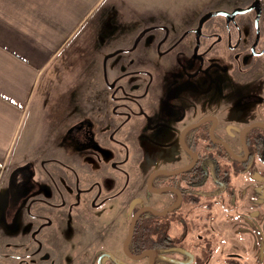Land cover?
I'll return each instance as SVG.
<instances>
[{"label":"flooded vegetation","instance_id":"af4514ba","mask_svg":"<svg viewBox=\"0 0 264 264\" xmlns=\"http://www.w3.org/2000/svg\"><path fill=\"white\" fill-rule=\"evenodd\" d=\"M228 6H221L207 13L214 11L233 13L238 8L253 7V9L234 16L230 21L226 16L215 15L200 24L201 18L207 14L205 13L195 22L181 23L176 33L167 28L168 23L165 20H160L158 17H153V20L142 18L153 24L141 25V29L133 32L129 45L126 44L109 55L107 54L108 60L113 58L114 64L119 59L121 60L120 74L111 71L112 78L110 72L105 77L110 92L109 109L107 110L110 120L103 126L100 121L95 123L81 121L69 128L66 135L76 142V146L82 147V150L69 152L68 143L70 141L63 142L62 140L66 151L72 156H68L67 153L65 156L66 160H72V166L62 162L64 170L72 169V183L70 184L68 176L66 179L64 174L61 180L64 191L61 190L59 193L61 203L58 206H64L69 201L66 200V194L69 199L71 196L74 197L70 205L75 207L81 199L80 194L93 191L95 194L91 198V203L97 204L96 202L99 201L98 204L109 205L107 204L109 195L105 193L102 197L111 184V175L109 176L108 172L117 166V154L121 155L125 152L130 154L129 137L134 136L138 140L136 142L142 146L148 143L154 147L157 144L155 135L161 126L172 127L189 118L195 120L186 125L181 132L192 124L202 120L204 122L189 130L184 136L186 146L196 154V159L181 146L185 155L190 158V161L181 167L191 165L195 161L194 166L185 171L188 172L185 182L182 183L185 190L178 188L174 183V180L184 172L176 175L158 174L152 181L153 188L169 186L178 189L182 194L179 207L165 216H157L150 211L144 212L146 216L143 217L142 214V218L141 216L138 218L133 237L137 234L138 236L144 234L145 221H149L152 214L157 217L168 215L171 217L183 205L195 206L199 202L206 203L209 209L217 205L219 200L222 201L223 197L227 198L228 205L235 206L238 196L234 189V180L239 176H246L249 182L254 172L260 171L264 174V0H248L245 5L232 8ZM217 16L223 17L224 22H210ZM246 16H248L245 18L247 21L237 20L238 17ZM188 35L191 40L185 42ZM136 36L137 39H134ZM147 49H151L153 54L150 56L145 54ZM213 111H217V114ZM247 112L250 116H247L248 119L245 117ZM241 119H246L248 122L237 134L241 148V151H237L220 131L225 130L228 137L233 138L234 127L240 123L238 121ZM114 124L117 126L114 127ZM250 126L251 128L244 133L245 144L249 152L247 156L241 134L245 128ZM211 133L215 141L212 140ZM100 134H105V136L100 138ZM220 142L228 144L232 153L244 161L234 158ZM86 144L94 146L90 145L91 149H85ZM112 144L118 148V151L111 146ZM87 153H89V159L99 162L97 169H94L93 163L85 160ZM145 153L148 155L149 150L143 151L142 159ZM107 155L111 157L106 159ZM122 159L125 161L127 157L123 155ZM82 166H89L94 172L90 175L89 183L80 172ZM241 167H243V173H241ZM178 168L158 170L172 171ZM36 173L37 168L32 164L11 169L7 174L6 190L0 193V196L5 198L1 225L14 228L13 231H16V234L23 232L18 225L22 221H19L22 210L29 212V218H31V221H26L24 228L30 226L33 234L42 232L41 225L35 226L34 220L38 219V216L32 214V209L41 202L37 198L41 189L45 196H51V192L46 185L40 184ZM251 182L254 183L251 180L249 184ZM65 183L71 190L65 187ZM260 183L264 185V180L261 179ZM83 184L85 187L82 186ZM155 194L174 198L165 209L173 206L179 199L178 194L173 191ZM207 202L211 204L207 206ZM48 203V201H43V204ZM143 206L149 205H142L138 209ZM6 210H13L16 215L11 222L6 218V213H4ZM137 210L133 212V215ZM234 221L232 229L230 226H224L220 230L212 225L210 233L216 235L219 232L223 238L225 233L235 236L238 225ZM139 226L142 231H138ZM155 227L158 229L159 221ZM205 229L208 230L206 227ZM157 233L159 234V230ZM199 238L203 240L204 235L200 234ZM202 248L205 247L202 246ZM145 250L154 252V261L159 256L158 251L150 248L142 250L139 254ZM162 251L167 252L160 253ZM162 251L159 253L168 260L174 259L188 263L191 259L190 254L194 258L191 264L197 260L195 254L180 243ZM175 254L184 256L185 260L167 256ZM145 258L148 257L135 261H142ZM111 264L115 263L111 261Z\"/></svg>","mask_w":264,"mask_h":264},{"label":"rangeland","instance_id":"374dc122","mask_svg":"<svg viewBox=\"0 0 264 264\" xmlns=\"http://www.w3.org/2000/svg\"><path fill=\"white\" fill-rule=\"evenodd\" d=\"M64 1L66 4L69 3L67 0ZM96 1L73 0V10L75 9L77 15L82 12L84 16L81 24L73 31L67 41L61 54V61L67 60L72 49L75 51L76 61L70 64L69 62H64L63 66L65 69L63 71L65 73L67 71L78 73L80 81L76 79L78 84L74 85L75 81L71 83L69 82L71 79H65L59 84L60 91L56 97L59 102L68 103L69 108H71L73 102L81 104L83 101L82 98L79 101L78 95H81L86 90L85 88H88V81L85 80L84 73L89 75L92 73L94 75L95 89L99 92L100 87L104 84V75H107L109 72L111 73V71H115L118 74L121 66L119 58V61L115 64L113 58H110L106 63L104 61L91 62V60L83 58V52H81L83 43H86V38L89 32H92V26L95 23V10L92 13L87 12V10H90V6ZM232 1L212 0L211 4L213 3L216 7L229 5L228 7L232 8L233 6H230ZM192 2L194 0H101L103 5H111L112 10L107 15V20H102L101 30L98 32L100 34L96 38L98 44L113 47L117 45H129L135 30L141 29V25L148 26V24H153V22L142 20V18L153 20V17H158L160 20H165L168 23L167 28L176 33L181 23L195 22L200 17L191 16L190 21H187L180 19L179 14H176L179 10H184V7H190ZM245 18H248V16L238 17L237 20L247 21ZM210 22L217 23L224 22V20L223 17L217 16L212 18ZM93 37L95 38V35ZM134 39H137V36ZM189 40H191V37L188 35L184 41ZM150 52L152 53L151 49L145 50V54L149 55ZM103 54V57L107 56L106 53ZM69 67H72V69H68ZM49 71H51V68ZM72 85L74 86V92L68 91V87L73 89ZM213 113L217 114V111H213ZM218 113L221 114V112ZM247 116H249L248 112L245 117L247 118ZM65 117L62 118L61 124L59 122L55 124L59 128V134L67 129ZM194 120V118H189L172 127L161 126L155 135L157 144L154 147L148 143L142 146L137 143L138 140L134 136L129 137L130 154L129 152L121 155L117 154V166L108 172L109 176L111 174V184L107 191L102 194V197L105 193L109 195L107 203L109 205L98 204L99 201L96 202L97 204L91 203V198L95 194L93 191L91 193L83 192L80 194L82 195V200L79 199L81 202L79 201V204L75 208L73 205H70L74 197L71 196L69 199V196L66 194V200L69 201L62 206L58 216H53L52 222L49 225L43 224L46 225V229H43L41 233H31L30 226L25 229L26 218L18 224L19 229L23 232L16 234V231L6 230L7 233H10L6 236L12 240L9 243L10 251L2 250L0 252V264H98V258L103 253L112 254L121 264H149L148 258L142 261H135L125 253L124 242L129 232L131 218L133 212L142 205H149L161 211L174 199L170 196L153 193L147 187L146 181L153 171L162 168H178L190 161V158L185 155L181 148L180 132ZM238 122L240 123L234 127L235 135L233 138H229L225 130H221L220 132L237 151H241L237 134L247 124L248 120L241 119ZM70 138L69 135H66L64 138L59 137L57 142L61 145L62 140L63 142L69 140V152L82 150V147L76 146V142ZM56 140H51L50 143H55ZM65 144L67 145V143ZM90 145L86 144L85 149H91ZM91 146L93 147L94 145ZM145 148L149 150V154L145 153L146 155L142 159L143 151L146 150ZM66 153L72 157L71 153L69 154L67 151ZM123 155L127 157L125 161L122 159ZM107 156L106 159L111 157L110 155ZM85 160L93 163L94 169L99 167V162L89 159V153L85 154ZM64 162L70 164V166L73 165L72 160L64 159ZM60 165L63 167L62 163ZM82 168L85 167L82 166ZM71 170H64L66 179L68 176L70 184L72 183ZM243 172V167H241V173ZM37 176V178H40L39 173ZM263 177V172H254L251 176V180L254 183L251 182V184H249L251 180L248 182L246 176H244L245 179L242 177L244 183H246L245 189L239 184L240 179L234 180V189L238 196L235 206L228 205L227 198L223 197L222 201L219 200L217 205H213L209 209L204 202H199L195 206L183 205L178 212L170 217L167 231L176 240H181L179 243L183 247L190 249L195 254L197 260L193 264H254L256 261L254 238H257L259 231L258 227L252 223V209H249V206H254L255 203L264 204V185L260 183L261 179L264 180ZM82 186L85 187L84 184ZM65 187L68 189L67 183H65ZM80 195L76 196L79 198ZM0 201L3 206L5 198L1 197ZM207 204L209 206L211 202H207ZM22 211L25 212L24 210ZM34 212L42 214L46 213V209H40L39 207ZM259 213L257 214L259 215ZM233 221L238 225L237 234L234 237L243 246L237 243L235 247L237 256L232 257L231 255L228 257L227 253L232 248H227L226 239L221 237V233L219 232L216 235L210 232H212V225H215L216 229L220 230L224 226H230V229H232ZM35 226H38V222ZM203 226L208 228V230ZM138 231H142L140 226L138 227ZM200 234L204 235L203 240L199 238ZM202 246L205 248L203 249ZM167 256L178 260H185L184 256L179 254ZM102 264H111V261L105 258Z\"/></svg>","mask_w":264,"mask_h":264},{"label":"crops","instance_id":"0c3cea01","mask_svg":"<svg viewBox=\"0 0 264 264\" xmlns=\"http://www.w3.org/2000/svg\"><path fill=\"white\" fill-rule=\"evenodd\" d=\"M67 1L68 4L64 0H0V193L6 190L7 174L11 169L27 164L36 167V177L38 173L40 175L37 179L51 192V196H45L41 189L37 197L41 202L32 209V214L38 216V219L34 220L35 225L38 222V226L49 225L53 216H58L62 208L58 204L61 203L59 193L61 190L64 191L61 180L65 173L60 163L65 159L66 148L58 144V138H64L69 128L78 122L100 121L103 126L110 120L107 111L110 92L106 78L105 85L103 84L98 92L95 89L94 75L90 73V77L84 73L88 88L78 95L79 101L82 98V103L73 102L71 108L68 107V103L59 102L56 98L60 91L59 84L65 79H71L69 81L71 83L75 81L74 85L78 84L76 79L80 81L78 73L63 71L66 62L70 64L76 61L75 51L72 49L67 60L61 61V54L67 41L81 24L84 16L82 12L77 15L75 9L73 10V0ZM247 1L233 0L230 5L242 6ZM211 2L212 0H194L190 7H184V10L181 9L176 14H179L180 19L190 21L191 16H202L209 10L218 8ZM89 9L87 10L89 13L95 10V23L92 32L90 31L86 38V43H83L81 52L83 58L91 62L106 63L108 55L123 46L100 45L96 39L100 34L98 32L101 30L102 20H107L112 6L103 5L101 0H97ZM103 53L108 55L103 57ZM152 54L150 52L149 56ZM68 69L71 70L72 67ZM109 74L112 78V74ZM68 91L74 92V86L73 89L68 87ZM63 117L67 121V129L59 134V128L55 124L56 122L61 124ZM116 126L117 124H114V127ZM104 136L105 134L99 135L100 138ZM51 140L56 142L50 143ZM111 146L118 151L116 146L113 144ZM85 168H80L81 174L89 183L90 175L94 172L89 166ZM242 177L238 178L239 184L245 189L246 183L243 181L245 178ZM43 201H48L51 205L43 204ZM1 203L0 201V252L10 249L9 243L12 239L6 236L10 234L6 230L14 229L1 225L4 206ZM39 207L46 209V213L34 212ZM249 209H252V223L259 231L257 238H254L256 248L254 264H264V204L255 203L254 206H249ZM4 213L9 222L16 217L13 210H6ZM29 217V212L21 211L19 221L25 218L31 221ZM46 225L42 227V231L46 229ZM224 238L227 241V248H232V252L227 253L228 257L231 255L236 257L237 243L242 246L243 244L229 233H225Z\"/></svg>","mask_w":264,"mask_h":264},{"label":"water","instance_id":"95a60500","mask_svg":"<svg viewBox=\"0 0 264 264\" xmlns=\"http://www.w3.org/2000/svg\"><path fill=\"white\" fill-rule=\"evenodd\" d=\"M253 7H250V8H238L236 9L233 13H228L226 11H217V12H210V13H207L205 14L201 20H200V24H202L204 22V20H206L207 18L211 17V16H215V15H223V16H226L228 21L232 20V18L238 14H244V13H247L249 12L250 10H252ZM204 122V120L198 122V123H195V124H192L188 127H186L182 132H181V135H180V143H181V146L182 148L189 154H192L195 159H196V154L193 153L185 144L184 142V136L185 134L193 129V128H196L198 126H200L202 123ZM253 127V126H252ZM250 127L248 128H245L243 131H242V134H241V140H242V144L244 146V150L246 151V155L248 156L249 155V152H248V149L246 147V144H245V140H244V133L246 132V130H248ZM211 138L213 141L214 138H213V135L211 133ZM222 145H224L227 150L229 151V153L234 157L236 158L237 160L239 161H244L243 159L237 157L236 155H234L232 153V151L230 150L228 144H226L225 142H220ZM195 164V161L193 164L191 165H188V166H184V167H181V168H178L176 170H158V171H155L153 172L148 181H147V186L149 188V190H151L152 192L154 193H161V192H165V191H173L175 193L178 194V201L171 207L163 210V211H157L155 210L154 208H152L151 206H143L142 208L138 209L135 214L133 215L132 217V220H131V223H130V228H129V232H128V235L125 239V242H124V250H125V253L128 257H130L131 259H134V260H141L143 259L144 257H148L149 258V264H154V252L152 250H145L143 251L141 254L139 255H134L132 254L130 251H129V243L134 235V231H135V226H136V222L138 220V218L144 213V212H147V211H150L152 212L153 214L157 215V216H165L167 214H169L171 211H174L175 209H177L179 207V204L181 202V198H182V194L178 191V189L176 188H172V187H162V188H153L152 187V181H153V178L158 175V174H172V175H176V174H179V173H182V172H185V171H188L189 169H191ZM190 261L188 263H182V262H178V261H175L174 259H170V261L172 262H177L179 264H191L193 262V255L190 254ZM105 258H108L110 259L113 263L115 264H121L120 262H118V260L112 255V254H109V253H103L100 255V257L98 258V264H102V261L103 259Z\"/></svg>","mask_w":264,"mask_h":264},{"label":"trees","instance_id":"16d2710c","mask_svg":"<svg viewBox=\"0 0 264 264\" xmlns=\"http://www.w3.org/2000/svg\"><path fill=\"white\" fill-rule=\"evenodd\" d=\"M187 174L188 172H184L174 180V183L177 185V187L181 188L182 190H185V186H182V183L185 182ZM144 216L146 215L143 214V217ZM156 220L159 221L158 229L155 227L156 225H158V221ZM169 222V215L166 217H157L152 214L150 220L147 222L145 221L144 234L140 236H138L137 234L131 240L129 244L130 251L132 253L139 254L144 249H155L156 251H158L159 256L155 258L154 264H174L172 261L162 257L160 254L163 252H167L162 250H165L175 244H179V240L173 239L172 236L168 233L169 231H167L169 228ZM158 230L159 234L157 233ZM156 235H158V237ZM159 251L162 252L159 253Z\"/></svg>","mask_w":264,"mask_h":264}]
</instances>
